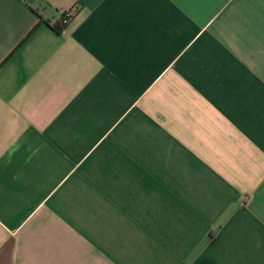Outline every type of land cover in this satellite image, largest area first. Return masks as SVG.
<instances>
[{
  "label": "crops",
  "instance_id": "1",
  "mask_svg": "<svg viewBox=\"0 0 264 264\" xmlns=\"http://www.w3.org/2000/svg\"><path fill=\"white\" fill-rule=\"evenodd\" d=\"M0 264H264V0H0Z\"/></svg>",
  "mask_w": 264,
  "mask_h": 264
},
{
  "label": "built area",
  "instance_id": "2",
  "mask_svg": "<svg viewBox=\"0 0 264 264\" xmlns=\"http://www.w3.org/2000/svg\"><path fill=\"white\" fill-rule=\"evenodd\" d=\"M76 9L75 8H70L67 10H64L61 14V19L60 22L63 24V26H67L71 20L74 18V16L76 15Z\"/></svg>",
  "mask_w": 264,
  "mask_h": 264
},
{
  "label": "trees",
  "instance_id": "3",
  "mask_svg": "<svg viewBox=\"0 0 264 264\" xmlns=\"http://www.w3.org/2000/svg\"><path fill=\"white\" fill-rule=\"evenodd\" d=\"M54 29L58 32H62L64 29V26L61 22L54 24Z\"/></svg>",
  "mask_w": 264,
  "mask_h": 264
}]
</instances>
